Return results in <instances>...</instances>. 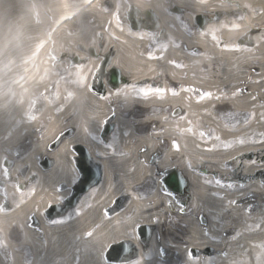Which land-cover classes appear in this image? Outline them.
<instances>
[{"label":"bare ground","instance_id":"1","mask_svg":"<svg viewBox=\"0 0 264 264\" xmlns=\"http://www.w3.org/2000/svg\"><path fill=\"white\" fill-rule=\"evenodd\" d=\"M79 148L103 177L61 215ZM170 170L193 194L176 217ZM0 204V264H103L121 243L141 264H264V0H0Z\"/></svg>","mask_w":264,"mask_h":264},{"label":"water","instance_id":"2","mask_svg":"<svg viewBox=\"0 0 264 264\" xmlns=\"http://www.w3.org/2000/svg\"><path fill=\"white\" fill-rule=\"evenodd\" d=\"M147 17L151 18L150 14H147ZM197 24L198 26H202L205 24V20L199 16L197 18ZM107 64V63H106ZM105 64V65H106ZM112 83L116 84L117 81L115 78H112ZM109 131V129H108ZM69 135H71V133L67 134V136H65L64 138L60 139L59 142L54 146V150H56L60 144L63 142V140L65 138H67ZM54 162L53 161H49L45 167H43L44 171H50L54 168ZM5 166H10L9 163H5ZM76 167L79 170V174L81 176V179L79 180V183L76 185V187L73 189V193L74 196H72L71 200H69L66 203V207L62 210V214H65L68 210L74 208L79 200L81 199V197L87 193L91 188L97 186L101 179H102V172L99 169L98 166L94 165L91 161V159L89 158V156L87 154H85L83 157H81V160L78 162H76ZM165 185L167 188L171 189L174 192H179L181 193L182 188H183V184L178 180V175L176 173H172L169 178L166 180ZM148 229L147 228H142L140 230V237L142 239V242L147 245L149 239H150V232L146 233ZM124 247V244L120 245V246H116L114 247V249H117L118 247ZM126 251V249L124 250V252ZM136 254V253H135Z\"/></svg>","mask_w":264,"mask_h":264},{"label":"snow or ice","instance_id":"3","mask_svg":"<svg viewBox=\"0 0 264 264\" xmlns=\"http://www.w3.org/2000/svg\"><path fill=\"white\" fill-rule=\"evenodd\" d=\"M241 19H243V17H241ZM236 27H238V25ZM213 38L215 39V36H213ZM139 91L144 96H147V95L150 94V91L151 90L150 89H147V88H141ZM154 91L156 93H161V92H164L165 90L162 89V88H155ZM173 94L174 95L176 94L175 90H173ZM205 95L211 96V93H206ZM33 118H35V117H33ZM202 135H203V133H202ZM241 143H243V141H241ZM176 146H177V148L179 147V145H176ZM109 147H111V145H109ZM4 175H5L6 178H8L9 175H10L9 169L7 167L4 168ZM227 186L228 187H233V188L235 187L234 184H228ZM16 187H17V190L20 191V194L23 195L24 194L23 189L21 188V186L18 183H17ZM6 196H7V193L5 192V197ZM232 203H234V202H232ZM250 210L251 209L249 208V211ZM6 211H8V208L5 207L4 204H0V212H6ZM87 236L88 237H91L92 236V232H88L87 233ZM105 247L108 248L109 250H114V249H112V246L111 245H106ZM124 250L125 249L122 246L121 249L119 250V252L117 253L116 260L119 261V264H141V261L138 258L135 259V260H131V259H128L126 257H122L121 254L124 252ZM101 256H102L103 264H113V260L108 256V253L107 252H102L101 253Z\"/></svg>","mask_w":264,"mask_h":264},{"label":"rangeland","instance_id":"4","mask_svg":"<svg viewBox=\"0 0 264 264\" xmlns=\"http://www.w3.org/2000/svg\"><path fill=\"white\" fill-rule=\"evenodd\" d=\"M181 17H183V15H181ZM31 112L33 113L32 114V116H31V118H33V117H36L37 116V114H38V112H39V106H33L32 108H31ZM34 119V118H33ZM26 145L28 146V144H24V145H22V147H21V149H23V148H25L26 147ZM24 146V147H23ZM21 151V150H20ZM42 159V158H41ZM175 197H178L177 199H178V202H179V204H184V202H185V198H186V195L185 194H183V195H181V196H175ZM188 206V205H187ZM182 207H184V205L182 206ZM186 207V206H185ZM152 231L153 230H151V233H152Z\"/></svg>","mask_w":264,"mask_h":264}]
</instances>
